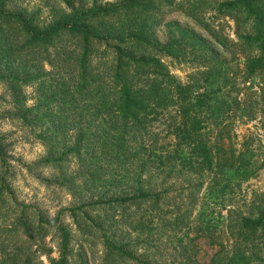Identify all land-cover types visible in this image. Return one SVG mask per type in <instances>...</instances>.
I'll use <instances>...</instances> for the list:
<instances>
[{
  "label": "trees",
  "instance_id": "16d2710c",
  "mask_svg": "<svg viewBox=\"0 0 264 264\" xmlns=\"http://www.w3.org/2000/svg\"><path fill=\"white\" fill-rule=\"evenodd\" d=\"M61 1L65 7L41 23L0 0V84L13 117L47 148L53 183L76 200L60 214L69 211L101 241L100 264H202L201 239L217 247L209 264H264V193L246 210L232 205L264 168L252 142L237 146L233 132L237 120L255 117L256 105L264 128V0L211 4L236 22L234 52L201 20L197 2ZM164 1L204 22L233 57L240 53V76L201 34L160 15ZM165 57L193 71L184 81ZM255 84L252 102L244 89ZM29 85H36L34 106ZM8 156L0 135V264H42L31 248L52 227L60 240L50 264H88L84 252L75 257L59 217L38 211L35 220L29 205L4 206Z\"/></svg>",
  "mask_w": 264,
  "mask_h": 264
},
{
  "label": "rangeland",
  "instance_id": "374dc122",
  "mask_svg": "<svg viewBox=\"0 0 264 264\" xmlns=\"http://www.w3.org/2000/svg\"><path fill=\"white\" fill-rule=\"evenodd\" d=\"M92 0H83L88 4ZM102 2H115L117 0H101ZM181 0H175L178 2ZM193 1L201 4L202 14L201 20L205 24H209L227 39L231 40L230 52L238 50L235 43H238V28L236 22L228 16H219L215 10L211 8V4L218 0H185ZM78 2V1H77ZM160 15H164L166 20L178 21L182 26L190 27L197 33L207 39L212 47L231 60L235 72L239 73L243 69L244 58L240 53L233 57L231 53L225 51L218 44L212 35L202 25L186 18L178 11H171V6L166 5ZM77 4V3H76ZM65 4L61 0H10L9 8L14 10L27 9L29 14H36L41 23H46L59 13ZM163 38L162 33L159 34ZM164 62L168 65L173 74L182 80H186L187 75L193 71L191 64L179 63L172 58L165 57ZM239 65V66H237ZM247 84L246 86H248ZM251 90L245 88L246 96L250 101L257 100L259 88L256 86ZM26 95L28 106H34L37 103L36 85L26 87ZM12 97L4 84H0V135L3 136V142L8 147V183L10 191L3 197L4 206L10 208L13 203L29 205V211L34 216L33 219L39 218L38 211H41L46 219L57 220V224L63 222L67 228L71 230L72 243L75 257L78 259V253L84 252L85 259L88 264H100L103 256V246L99 239H96L94 233L86 234L76 225L74 217L70 216V212L60 214L65 208H69L76 204V200L68 192L67 189L54 184L52 179L55 178V170L46 163H43L47 154V148L44 143L36 139L30 129L24 127L21 122L14 118L15 109L12 103ZM255 109V117L251 120H237L234 124L236 137L234 141L237 146L249 141L256 149L260 159L264 158V128L258 113ZM163 128V126H162ZM38 130V129H36ZM42 161V162H41ZM264 193V168L258 176L245 183L242 190L234 196V207H241L246 210L247 204L255 200L256 195ZM225 213L226 211L223 210ZM223 213V214H224ZM44 230V229H43ZM43 240H36L32 245V251L36 254L38 262L42 264H50V258L59 257V236L56 233V227L45 230ZM20 238V236H17ZM96 239V240H95ZM93 240V241H92ZM95 242V243H94ZM200 261L202 264H209L212 256L216 253L217 247L210 246L206 239L199 241Z\"/></svg>",
  "mask_w": 264,
  "mask_h": 264
}]
</instances>
